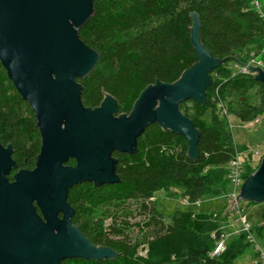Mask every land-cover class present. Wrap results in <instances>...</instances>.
<instances>
[{
	"label": "trees",
	"instance_id": "obj_1",
	"mask_svg": "<svg viewBox=\"0 0 264 264\" xmlns=\"http://www.w3.org/2000/svg\"><path fill=\"white\" fill-rule=\"evenodd\" d=\"M91 1L92 15L77 30L82 43L98 54L93 69L76 79L82 86L84 107H98L110 95L120 113L129 114L147 86L177 81L198 61L190 39L193 12L199 17L201 43L212 57L225 61L211 74L205 104L187 100L179 105L199 131L195 160L187 155L183 136L151 124L137 137L135 151L114 154L117 183L84 182L68 189L67 202L74 211L71 223L92 244L112 249L116 257H74L61 264H235L249 246L245 234L227 243L219 255H212L222 233L219 221L193 211L162 214L151 198L160 190L176 187L183 188V197L190 203L204 195L226 194L225 165L245 148L234 142L216 104L225 103L227 113L242 122L264 114V84L251 74L232 75L230 66L231 62H248L250 49L262 48L263 18L250 0ZM208 111L210 123L206 124L202 117ZM7 144L16 165L7 175L13 181L20 169H34L41 137L33 110L0 62V145ZM134 215L143 219L130 223ZM133 226L141 230L142 238L132 236ZM141 245L147 248L144 256L138 254Z\"/></svg>",
	"mask_w": 264,
	"mask_h": 264
},
{
	"label": "water",
	"instance_id": "obj_2",
	"mask_svg": "<svg viewBox=\"0 0 264 264\" xmlns=\"http://www.w3.org/2000/svg\"><path fill=\"white\" fill-rule=\"evenodd\" d=\"M92 12L91 0H0V62L33 110L41 137L34 169H20L13 181L7 178L16 167L11 145H0V264L116 257L112 249L92 244L71 223L74 211L67 193L84 182L117 183L112 151H135L136 139L147 126L157 124L183 136L189 158L198 157L199 131L179 105L187 100L205 104L211 73L225 61L212 57L201 43L198 15H190V39L198 61L173 83L147 86L126 114L110 95L98 107L82 105V86L76 79L93 69L98 54L82 43L77 30ZM249 71L264 84L259 66H249ZM69 158L75 166L64 165ZM236 200L264 202V156Z\"/></svg>",
	"mask_w": 264,
	"mask_h": 264
},
{
	"label": "rangeland",
	"instance_id": "obj_3",
	"mask_svg": "<svg viewBox=\"0 0 264 264\" xmlns=\"http://www.w3.org/2000/svg\"><path fill=\"white\" fill-rule=\"evenodd\" d=\"M260 51L261 50L255 48L250 49L249 56L251 58L249 61H261L264 64V53L262 54ZM230 66L235 68L234 62H231ZM236 69L239 70L240 66L235 68V70ZM251 73L252 72H250V74ZM216 108L217 113L221 117L226 118L228 129L232 133L234 142L245 148L237 154L239 163L242 166L240 173L241 187L245 180L258 168L260 161L264 156V114L259 115L251 121L242 122L234 115L227 113L225 103L218 102ZM210 116V111H208L204 114L202 120L206 124H209ZM228 163L225 165V169L227 170L229 185L224 187V189L227 190L225 195H204L198 201L190 203L185 197H183V188L176 187L168 190H160L156 192L151 199L157 203V211L165 215H170L175 211H193L195 213L212 215L214 220L219 221L222 233L225 234L226 248H228L229 243L236 242L238 240L237 237L240 235L238 232L240 229V219L237 207L243 210L242 213L247 210L248 212H245L244 217L250 224H252V233L256 236L258 243L264 247V202L251 203L246 200H236L240 187L238 190L236 189L237 192L234 193L236 195H234L235 198L231 195L234 188L230 185V179L228 176L230 164ZM243 175H246V177ZM165 217L167 219L168 216ZM142 219V215H134L130 217L129 222H140ZM108 222H110L109 218L105 220V225H107ZM139 230V228L133 226L131 228L132 236L136 235L139 236V238H142L143 234L141 233V230ZM248 243L249 246L244 248V251L235 259V264H245L251 259L253 251L250 242ZM146 251L147 248L145 245H141L138 248L139 255H146Z\"/></svg>",
	"mask_w": 264,
	"mask_h": 264
},
{
	"label": "built area",
	"instance_id": "obj_4",
	"mask_svg": "<svg viewBox=\"0 0 264 264\" xmlns=\"http://www.w3.org/2000/svg\"><path fill=\"white\" fill-rule=\"evenodd\" d=\"M251 6L258 12L260 17L263 18L264 20V0H250ZM260 53H264V43L262 48L260 49ZM264 55V54H263ZM240 66L239 70H235ZM249 66H259L263 71H264V64L261 61L258 62H252L248 61L246 63H237L235 64V68H232V75L236 74H250L249 72ZM254 75L255 73H251ZM253 124V123H252ZM230 169L228 172V176L230 179V185L233 186L234 190L231 193V195H235L234 193L237 192L238 188L240 187V182H241V168L242 166L239 163V158L236 155L230 162ZM237 189V190H236ZM236 196V195H235ZM234 196V198H235ZM242 209L237 207V212L239 214V219H240V229L238 230L239 233L245 234V238L247 242H250L252 246V251L253 254L251 256V259L246 262L245 264H264V247H262L258 241L256 236L252 233V224H250L244 217V212L242 213ZM226 240H225V234L221 233L219 238L215 241L213 250L211 252L212 255H219L225 248Z\"/></svg>",
	"mask_w": 264,
	"mask_h": 264
},
{
	"label": "flooded vegetation",
	"instance_id": "obj_5",
	"mask_svg": "<svg viewBox=\"0 0 264 264\" xmlns=\"http://www.w3.org/2000/svg\"><path fill=\"white\" fill-rule=\"evenodd\" d=\"M211 74H212V73H211ZM206 94H207V92H206ZM118 116H119V114L114 115V117H118ZM120 153H122V152L112 151L111 155H112V157L116 158V157L114 156V154H117V155H118V154H120ZM116 159H117V158H116ZM117 162H118V160H117ZM116 164H117V163H116ZM64 165H65V166H75V165H76V161H75L73 158H69V160H68L67 162H65ZM78 185H80V184H78ZM37 212L40 214L39 209H38ZM58 217L61 218V217H62V213H59V214H58ZM70 220H71V219H70Z\"/></svg>",
	"mask_w": 264,
	"mask_h": 264
}]
</instances>
